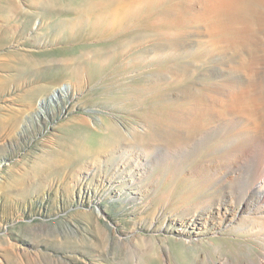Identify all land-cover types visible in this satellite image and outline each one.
Instances as JSON below:
<instances>
[{"label":"rangeland","instance_id":"obj_1","mask_svg":"<svg viewBox=\"0 0 264 264\" xmlns=\"http://www.w3.org/2000/svg\"><path fill=\"white\" fill-rule=\"evenodd\" d=\"M141 1L0 0V264L264 262V215L191 224L226 164L197 167L202 188L193 164L138 170L171 156L170 76H244L264 109V0Z\"/></svg>","mask_w":264,"mask_h":264},{"label":"bare ground","instance_id":"obj_2","mask_svg":"<svg viewBox=\"0 0 264 264\" xmlns=\"http://www.w3.org/2000/svg\"><path fill=\"white\" fill-rule=\"evenodd\" d=\"M120 1L118 0V2ZM97 3L99 6L103 5L102 1ZM119 5H122V3L120 2ZM9 6L8 3L0 2L1 11L8 12L10 10ZM166 64L167 66H164ZM158 65L169 72L173 69V67L170 68L167 61L158 62ZM227 65L229 66V64ZM173 72H175V68ZM213 75L217 76L215 71L195 79L192 86L186 84L188 77L186 78L182 75L170 76L166 80L165 87L169 84L174 86L186 85L185 87L181 86L182 89L177 93L182 102L179 103V100L175 98L173 104L176 106L174 105V109L171 112L168 111L170 118L179 121V123L175 125L173 121V126H168L169 128H166L161 134L166 137L167 143L169 142L168 145L173 147L171 148L172 151L168 152L171 156L164 161L158 155H155V158L144 161L138 167V170L142 172L146 169H152V164L154 166L156 163V165H168L171 163L172 167H177L178 169L183 167V165L193 164L194 168L192 170L194 172H191L190 176L196 179L194 184H200L199 186L201 187L206 182L203 181V170L198 169L195 171L197 167L206 168L210 164L216 166L226 164L227 168L224 170L223 178L219 179V184L213 185L211 192L204 197L202 195L198 197V200L206 198L202 200V204L208 201L210 205L206 207L194 205L192 207L191 224L198 228L202 224H209L210 216H208L207 210L214 209L217 211V216L220 217L221 215L222 219L218 223H226V221H231L232 223L249 211H252L255 215H264L262 214L264 213V109H260V107L250 108L244 104L243 92H241L247 81L244 76L235 78L234 76L218 74V76L222 77L215 79ZM160 82L156 81L154 85L157 86ZM56 88L58 89L52 90L50 96L58 100L62 94L64 95L65 88L63 89L61 86ZM41 102L47 105L45 98ZM169 124H172V122ZM117 128L121 132V128L116 125V127L111 128L113 134L118 131ZM126 129L127 134L132 135L137 128L129 125L126 126ZM156 141L158 142V140ZM120 162L122 163L118 161V164H126V162ZM133 175L131 174V180H133ZM186 179L188 182L192 181L189 177ZM187 193L192 194L191 192ZM187 193H184L183 196L181 195L185 202L192 198V195L190 196ZM262 222L263 224L261 226L258 225L259 228L255 232H258L264 238V219Z\"/></svg>","mask_w":264,"mask_h":264}]
</instances>
